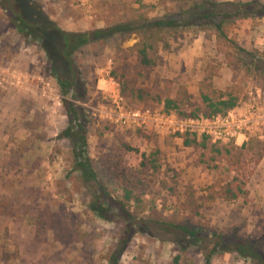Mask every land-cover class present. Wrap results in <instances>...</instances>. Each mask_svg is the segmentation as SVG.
Instances as JSON below:
<instances>
[{"label":"rangeland","instance_id":"rangeland-1","mask_svg":"<svg viewBox=\"0 0 264 264\" xmlns=\"http://www.w3.org/2000/svg\"><path fill=\"white\" fill-rule=\"evenodd\" d=\"M24 1L67 34L133 20H181V12L202 2ZM236 22L227 29L228 38L250 56H240L213 28L182 24L88 45L73 55L71 72L59 37L52 40L57 47L49 58L0 8V264H108L117 250L126 220L113 210L107 219L90 210L94 183L73 171L71 142L62 137L68 127L64 99L86 126L88 155L106 178L107 192L122 200L125 190L132 191L126 208L135 217V230L119 264H205L219 238L227 247L236 237L253 243L263 262L217 251L211 264H264V137L251 133L215 142L175 131L189 119L213 117L203 95L216 99L234 87L238 106L264 103V19ZM142 42L152 46L153 67L140 65ZM53 70L75 85L77 98L73 92L63 97ZM109 77L120 85L122 111L108 99ZM167 99L177 101L179 109L168 114V129H157L154 120L166 115ZM146 113L145 124L132 119L121 124ZM226 150L241 158L239 173L230 171ZM220 183L244 186L246 200L223 201L216 194ZM173 225L200 226L208 236L196 244Z\"/></svg>","mask_w":264,"mask_h":264},{"label":"trees","instance_id":"trees-1","mask_svg":"<svg viewBox=\"0 0 264 264\" xmlns=\"http://www.w3.org/2000/svg\"><path fill=\"white\" fill-rule=\"evenodd\" d=\"M0 8L8 13V19L12 27L26 40L41 45L49 58L54 55L57 46L51 45L52 40L59 37L61 41V54L65 62L69 65L70 70L73 67V55L80 49L96 43L98 41H108L116 37H131L132 35L144 36L150 30L161 32L177 29L182 24L189 28H213L216 32V37L225 40L227 44L241 55L250 56L245 49H240L231 39L228 38L227 29H233L237 21H248L256 18L264 19V4L253 0L247 4H239L234 2L216 3L210 0H202L199 4H195L187 8L179 15L180 19L163 18L158 20H133L123 23L115 24L111 27L95 30L92 32H85L79 34H67L59 30L57 25L48 20L43 12L30 2L24 0H0ZM205 22L206 24H203ZM56 34V35H53ZM152 46L142 42L138 46V59L140 65L149 68L153 67L154 61L149 57L148 50ZM51 55V56H50ZM72 72V70H71ZM52 77L57 82L61 89L63 97L72 95L77 98L75 85L69 80L63 78L60 71L53 70ZM215 94V92H213ZM216 96V99L209 98L203 95V103L210 110V116L218 117L226 115L239 105V90L231 88L227 92H221ZM164 113L169 114L171 111L178 110V104L175 100L167 99L165 101ZM64 106L68 116V127L63 133L62 137L68 139L72 146V155L74 159L73 171L81 175L83 182L94 183L96 197L90 210L102 219H107V213L110 211L117 212V215L124 216L125 224L123 226L120 242L117 250L111 256L108 264H119L120 259L126 251L131 234L135 228L132 225L135 221L134 215L127 210L126 203L132 200V191L125 190V197L121 200L110 196L107 192L105 183L106 178L102 177L100 171L93 167L91 158L88 155V140L86 126L80 123L79 112L75 105L64 99ZM190 118H196L194 114ZM207 138V137H206ZM191 143L186 140L185 145L189 146ZM224 160L230 167V171L239 173L241 158L234 154L231 150L224 152ZM217 196L225 202H234L239 199L247 197V191L244 186L232 185L231 183L222 186L218 185ZM124 201V202H123ZM182 232L185 238H188L193 243L199 244L208 236V230L200 226L184 227L173 225L171 226ZM220 239V244L217 248L206 257L205 264H211V257L215 252H234L245 260H259L263 262L261 255L257 253L256 246L242 238H233L231 246H222L223 239ZM232 247V248H231Z\"/></svg>","mask_w":264,"mask_h":264},{"label":"built area","instance_id":"built-area-1","mask_svg":"<svg viewBox=\"0 0 264 264\" xmlns=\"http://www.w3.org/2000/svg\"><path fill=\"white\" fill-rule=\"evenodd\" d=\"M106 87L109 91L108 99L117 107V110L122 111L123 97L120 85L114 78L109 77ZM147 114L149 113L143 117L134 115L132 118L125 119L126 121L124 120L121 124L127 125V120L130 119L145 124L143 121L146 122L150 119ZM170 118L168 114H159L154 120L157 129H168ZM182 123L181 129L176 127V133L189 132L192 135L206 136L215 142L232 141L240 137L246 138L251 133L250 137L255 136L262 139L264 137V103L253 101L249 105L238 106L224 117L189 119Z\"/></svg>","mask_w":264,"mask_h":264}]
</instances>
